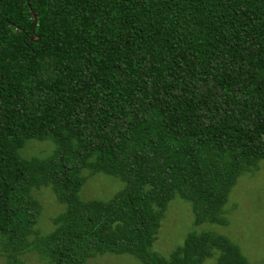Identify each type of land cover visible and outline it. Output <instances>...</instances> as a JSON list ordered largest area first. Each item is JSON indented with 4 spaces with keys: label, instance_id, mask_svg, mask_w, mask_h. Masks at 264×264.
Masks as SVG:
<instances>
[{
    "label": "trees",
    "instance_id": "trees-1",
    "mask_svg": "<svg viewBox=\"0 0 264 264\" xmlns=\"http://www.w3.org/2000/svg\"><path fill=\"white\" fill-rule=\"evenodd\" d=\"M34 15L37 23L34 26ZM28 139L50 140L25 157ZM264 162V0H0V248L49 264L127 253L141 264H245L223 235L152 249L176 196L224 224L237 177ZM117 177L83 201V171ZM49 186L64 205L40 234ZM156 205L160 210L153 209Z\"/></svg>",
    "mask_w": 264,
    "mask_h": 264
},
{
    "label": "rangeland",
    "instance_id": "rangeland-1",
    "mask_svg": "<svg viewBox=\"0 0 264 264\" xmlns=\"http://www.w3.org/2000/svg\"><path fill=\"white\" fill-rule=\"evenodd\" d=\"M54 144L50 140L28 139L20 149L25 157H46L53 152ZM84 181L79 195L83 201L108 200L124 183L117 177L102 172L83 171ZM35 199L41 204V212L35 224L40 234L50 232L55 224L52 218L63 211L49 186H41L33 191ZM222 206L226 219L224 224L208 221L195 223L191 205L176 196L162 209L160 223L153 233L152 249L160 256L170 259L181 250L188 234L200 235L209 232L223 235L236 244L245 257V264H264V162L260 161L254 170L242 172L231 188ZM153 209L160 208L153 205ZM183 251V250H181ZM218 250L204 259L201 264H218ZM23 264H49L35 251L20 256ZM87 264H141L133 255L127 253H102L86 260ZM0 264H7L0 248Z\"/></svg>",
    "mask_w": 264,
    "mask_h": 264
},
{
    "label": "water",
    "instance_id": "water-1",
    "mask_svg": "<svg viewBox=\"0 0 264 264\" xmlns=\"http://www.w3.org/2000/svg\"><path fill=\"white\" fill-rule=\"evenodd\" d=\"M37 23V19H36V16L34 15V26L36 25Z\"/></svg>",
    "mask_w": 264,
    "mask_h": 264
}]
</instances>
